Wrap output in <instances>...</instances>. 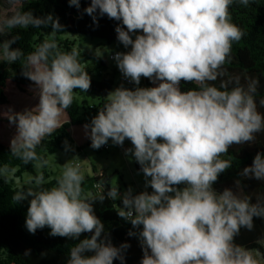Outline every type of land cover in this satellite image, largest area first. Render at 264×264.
I'll return each mask as SVG.
<instances>
[{"label":"clouds","instance_id":"1","mask_svg":"<svg viewBox=\"0 0 264 264\" xmlns=\"http://www.w3.org/2000/svg\"><path fill=\"white\" fill-rule=\"evenodd\" d=\"M14 2V0H10ZM250 0H91L84 10L97 21L99 15L121 21L117 39L130 51L115 53L123 77L137 85L110 91L106 102L84 126L91 147L99 149L111 139L123 146L140 165L145 190L123 194L110 187L107 197L120 199L118 215L130 221L143 250L141 264H264L260 248L234 243L241 228H254V217L264 218V197H241L230 188L217 192L213 184L231 167L222 154L232 145L255 141L264 131V115L257 110L254 94L259 81L245 88L235 78L210 84L224 75L233 42L245 33L231 22L230 6L247 7ZM80 7V0H69ZM51 26L53 37L39 44L27 57L22 75L34 82L39 103L23 112L6 113L16 134L10 141L11 154L23 164H32L37 175L22 184L16 167L0 166V178L15 180L16 203L31 198L25 226L35 234L46 226L51 236L79 240L69 252L67 264H124L130 247L112 244L93 205L105 195L85 193L79 164L65 163L56 186L46 189L42 169L48 160L37 154V146L63 124L62 116L74 100V89L86 92L91 77L73 49L61 51L55 34L64 32L52 14L35 16L32 11H15L0 20V36L6 29ZM142 33V34H138ZM135 35V39H133ZM19 36L0 42L2 61L17 62L23 51L13 48ZM141 77L154 87H139ZM196 88L181 91L180 82ZM264 106V99L259 101ZM90 129V132L88 131ZM67 148V141H65ZM240 176L264 181V154L257 153ZM179 185H184L182 188ZM258 243L264 247V240ZM92 253V255H86ZM28 253L26 252L25 255Z\"/></svg>","mask_w":264,"mask_h":264},{"label":"trees","instance_id":"2","mask_svg":"<svg viewBox=\"0 0 264 264\" xmlns=\"http://www.w3.org/2000/svg\"><path fill=\"white\" fill-rule=\"evenodd\" d=\"M90 4L91 0H80V7L77 9L75 6H70L69 0H29L20 8V12L32 11L35 16L52 14L58 17L60 24L64 26V32H58L55 36L73 34L82 38L97 39L100 41L98 45L101 46L112 43L122 44L117 39L115 31L117 25H122V22L110 19L106 14L100 16L97 10L98 23H94L92 17L84 11ZM229 11L231 22L236 24L245 35L240 41L232 43L230 54L223 65L224 75L209 83L219 88L222 81H232L229 83L230 89L236 86V77H239L240 84L245 88L250 81L258 80L254 99L257 102V110L264 115V106L259 104V101L264 99V0H250L247 7L233 4ZM51 31L50 25L40 28L29 26L8 29L5 39L19 36V40L12 47L22 49L23 56L11 64L0 62V166L7 164L10 167H16L18 170L15 176L20 181L25 174L29 176L37 174L32 164L25 165L11 154L10 141L16 134V125L10 124L5 114L23 112L26 108L31 109L39 103L35 84L22 75V67L26 57L39 44L53 36ZM60 41L58 46L61 51L70 52L76 49L73 41L68 37ZM76 50L80 53L78 59L91 77V85L86 92L74 89L73 103L61 118L65 124L51 136H46L37 146V154L47 160L58 150L66 148L65 141H67V149L73 155L87 148L94 150L84 126L91 123L106 102L108 93L113 89L114 81L112 75L107 73L106 59L99 57L94 52V48L86 52ZM150 83L148 78H141L139 87H149ZM131 84L129 81L122 84L120 79V86L131 87L133 86ZM191 88H196V85L191 82H180L181 91ZM88 131L90 132V129ZM257 153L264 154V131L255 133L254 142L234 144L229 147L227 153L221 155L220 158L229 161L231 167L219 174L213 188L217 192L230 188L241 197H251L253 203L258 196L264 197V181L240 176L244 167L252 164ZM41 171L46 181L43 187L50 189L56 186L59 177L52 178L47 166ZM136 171L140 172L139 165H136ZM95 173L96 171L92 170V175L84 176L82 182L85 193L92 192L97 196L104 193L105 195L103 201L97 200L94 203L95 215L104 224L105 233L114 246L119 247L123 243L130 245L124 251V264H141L143 250L140 241L136 236H129L130 230H136L133 229L130 221H125L117 212L118 208L122 207L121 200L114 201L106 195L111 187V177L104 173ZM14 181L6 183L0 178V264H67L70 249L75 247L79 240L90 237L91 233H82L79 240L51 236V229L47 226L38 229L35 234L30 233L25 226V221L31 198L16 203L13 195L18 188L13 185ZM147 191L151 192L152 189L149 188ZM253 220V230L241 228L239 235L234 238V243L247 248H260L264 252V247L258 243L264 240V218L254 217ZM26 252L27 255H25ZM86 255H92V253H86ZM113 264H121V262L114 260Z\"/></svg>","mask_w":264,"mask_h":264},{"label":"rangeland","instance_id":"3","mask_svg":"<svg viewBox=\"0 0 264 264\" xmlns=\"http://www.w3.org/2000/svg\"><path fill=\"white\" fill-rule=\"evenodd\" d=\"M29 0H0V20L5 17H10L15 11H20V8L27 3ZM8 33V29H6ZM141 34V33H138ZM8 34L0 36V40L3 41ZM53 36L49 37L51 39ZM57 43L61 42L65 38L71 39L73 41L74 47L79 49L81 52H86L94 48V52L101 57L106 59L107 73L112 75L114 85L113 89L119 85L122 73L120 72L115 60L109 58L113 53L117 52H127L130 51V47L125 48L123 44L112 43L110 45H98L100 42L97 39L82 38L73 34H62L60 36H55ZM135 39V35L132 37ZM0 62L2 61V54H0ZM8 63V62H6ZM157 86L152 83L149 87ZM107 150L102 149H84L77 154L73 155L70 150L63 148L58 150L54 155L48 157L47 170L52 178L60 177L63 166L65 163H78L81 168V172L84 176L92 175V170H95V174L104 173L105 175L111 177L110 186H118L121 194L131 187L133 194L140 193L142 191L148 190L145 188V178L143 173L136 171V165H139L131 154L126 155V149L132 147L131 142L126 139L123 146L114 145L109 139L107 143ZM140 166V165H139ZM35 170V168H34ZM36 172V170H35ZM37 174V173H36ZM29 175L25 174L21 183L23 184ZM13 185L17 186L15 181ZM126 187V188H125Z\"/></svg>","mask_w":264,"mask_h":264},{"label":"built area","instance_id":"4","mask_svg":"<svg viewBox=\"0 0 264 264\" xmlns=\"http://www.w3.org/2000/svg\"><path fill=\"white\" fill-rule=\"evenodd\" d=\"M114 56H115V54L110 55L109 58H110V59H114ZM127 81H128V80H126L123 76L121 77V83H122V84L127 83ZM100 149H102V150H107V149H108L107 144L101 146ZM76 164H78V163H74L73 165H76Z\"/></svg>","mask_w":264,"mask_h":264},{"label":"crops","instance_id":"5","mask_svg":"<svg viewBox=\"0 0 264 264\" xmlns=\"http://www.w3.org/2000/svg\"><path fill=\"white\" fill-rule=\"evenodd\" d=\"M122 76H123V75H122ZM122 76H121V77H122ZM141 78L145 79L144 77H141ZM120 79H121V78H120ZM119 83H120V82H119ZM131 85H133V86H131V87L125 86V87L128 88V89H134L135 87H137V85H135L134 83H132ZM150 85H151V83H150ZM119 86H120V85H117L116 88L119 87Z\"/></svg>","mask_w":264,"mask_h":264}]
</instances>
